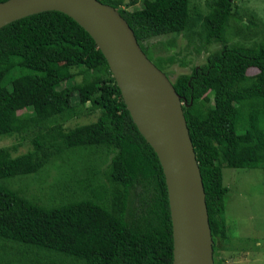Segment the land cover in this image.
<instances>
[{
  "label": "trees",
  "instance_id": "obj_1",
  "mask_svg": "<svg viewBox=\"0 0 264 264\" xmlns=\"http://www.w3.org/2000/svg\"><path fill=\"white\" fill-rule=\"evenodd\" d=\"M99 1L118 11L146 57L167 76L165 60L151 55V39L180 34L190 40L188 0H142L140 8L132 9L121 8L122 0ZM204 4L207 11L196 12L199 48L219 47L171 82L185 100L183 112L205 191L213 264H223L215 245L227 238L228 188L222 168H264V23L250 46L227 44L228 22L237 19L231 1ZM240 23L247 28L253 24ZM249 68L255 72L247 73ZM94 113L95 119L66 125ZM9 135L19 141L0 147V180L41 171L72 148L102 145L109 156L102 174L120 195L116 211L88 198L45 205L0 183V241L24 251L21 261L171 264L172 225L159 159L132 121L104 57L90 36L61 12L42 11L0 27V136ZM25 142L30 148L13 155Z\"/></svg>",
  "mask_w": 264,
  "mask_h": 264
},
{
  "label": "water",
  "instance_id": "obj_2",
  "mask_svg": "<svg viewBox=\"0 0 264 264\" xmlns=\"http://www.w3.org/2000/svg\"><path fill=\"white\" fill-rule=\"evenodd\" d=\"M51 10L67 15L90 36L132 121L159 159L172 225L171 264H213L205 191L183 112L185 100L146 57L118 11L99 0H3L0 27Z\"/></svg>",
  "mask_w": 264,
  "mask_h": 264
},
{
  "label": "rangeland",
  "instance_id": "obj_3",
  "mask_svg": "<svg viewBox=\"0 0 264 264\" xmlns=\"http://www.w3.org/2000/svg\"><path fill=\"white\" fill-rule=\"evenodd\" d=\"M129 1L122 0L120 7L132 9L142 6V0H134L133 4H129ZM230 1L237 19L228 22L225 32L227 44L250 46L261 36L264 0ZM188 7L191 10L190 30L193 34L189 41L180 34L151 39V55L165 60L163 66L170 81L180 73L189 72L191 66L204 63L207 53L219 47L218 44H209L205 49L199 48L200 42L195 35L199 29L196 12L204 14L207 11L204 0H188ZM241 21H252L253 24L247 28L241 25ZM253 71L249 68L247 73ZM97 114L72 119L66 125L88 122L95 119ZM18 141L16 135L0 136V147H12ZM29 148L30 145L25 142L12 154L25 152ZM108 159L102 145L76 147L53 159L41 171L0 180V183L45 205L88 198L116 211L120 202L119 188L112 184L107 175L102 174ZM222 174L223 184L228 188L224 197L227 238L225 241L217 239V254L224 260L223 264H264V168L233 169L224 166ZM22 257H26L24 251H14L11 243L0 241V264H27L21 261ZM41 257L45 261L43 255ZM28 258L34 259L33 256Z\"/></svg>",
  "mask_w": 264,
  "mask_h": 264
}]
</instances>
